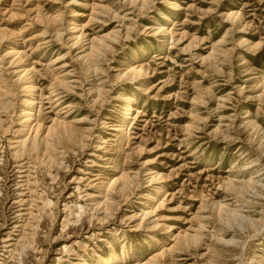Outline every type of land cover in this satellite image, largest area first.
I'll return each mask as SVG.
<instances>
[{"label":"rangeland","instance_id":"rangeland-1","mask_svg":"<svg viewBox=\"0 0 264 264\" xmlns=\"http://www.w3.org/2000/svg\"><path fill=\"white\" fill-rule=\"evenodd\" d=\"M112 252L264 264V0H0V264Z\"/></svg>","mask_w":264,"mask_h":264},{"label":"bare ground","instance_id":"bare-ground-1","mask_svg":"<svg viewBox=\"0 0 264 264\" xmlns=\"http://www.w3.org/2000/svg\"><path fill=\"white\" fill-rule=\"evenodd\" d=\"M76 27V26H75ZM73 29H74V27H73ZM16 54H18V52L16 51ZM262 80V78L260 77V80H258V83L260 82ZM27 88L29 89V91L30 92H32L33 91V84H32V82H29L28 83V86H27ZM124 102H126L127 103V107H126V110L122 113V119L125 121V120H127V118L131 115V111L133 110L132 109V107H133V105L135 104V99H134V97L132 96V95H126L125 97H124ZM26 103L29 105V109L26 111V117H24V120H23V123H24V127H26L27 129L26 130H29V129H32L33 131H35V135L32 137V139H31V141H32V143H34L35 142V140H37L36 139V134H37V132H38V130H39V128H40V125L38 124H36L35 126L33 125V122H34V120H33V98H30V100H27L26 101ZM123 125L125 124V122H123L122 123ZM119 129H120V127H119ZM30 134V133H29ZM27 140H28V138H25L24 140H22V142H21V145H22V147L24 148V146L26 145V142H27ZM22 149V148H21ZM25 150L23 149V152H24ZM159 176V175H158ZM158 176H156V177H158ZM159 178V177H158ZM119 181H121V184H123L124 186L126 185L127 186V183H128V176L127 175H122L119 179H118ZM157 180V179H156ZM111 182V181H110ZM109 182V183H110ZM113 183H116V179H114L112 182H111V184H113ZM117 183H119V182H117ZM115 185V184H114ZM124 186H122L120 189H123V187ZM114 189V188H113ZM114 191V190H113ZM102 195H104V194H102ZM102 202V201H101ZM99 204V203H98ZM97 204V205H98ZM102 205V204H101ZM103 206V205H102ZM150 239L152 240V241H154L155 239H154V237H150ZM109 243V242H108ZM112 244V243H111ZM111 246V245H110ZM128 253V252H127ZM123 255H125V253L123 252ZM117 256V254H116V252H112L108 257H99L98 258V260H99V263H101L102 264V262L104 263V262H106V261H109V259H111V258H114V257H116ZM159 256H162V254H160V253H158V255H156L155 254V257H153V258H150V260L148 259V261H146V262H141V264H149V263H152L155 259H157V257H159ZM152 257V256H151ZM156 262V261H155ZM155 262H153V263H155ZM83 264H87V261H83Z\"/></svg>","mask_w":264,"mask_h":264}]
</instances>
